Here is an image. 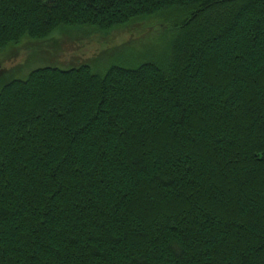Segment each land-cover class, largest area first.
Returning <instances> with one entry per match:
<instances>
[{"label":"trees","instance_id":"1","mask_svg":"<svg viewBox=\"0 0 264 264\" xmlns=\"http://www.w3.org/2000/svg\"><path fill=\"white\" fill-rule=\"evenodd\" d=\"M165 13L135 67L2 83L0 264H264V0H0V50Z\"/></svg>","mask_w":264,"mask_h":264},{"label":"rangeland","instance_id":"2","mask_svg":"<svg viewBox=\"0 0 264 264\" xmlns=\"http://www.w3.org/2000/svg\"><path fill=\"white\" fill-rule=\"evenodd\" d=\"M175 15L165 13L137 20L105 37L84 31L59 32L58 29L47 40L25 38L19 44L0 50V87L7 79L25 77L29 70L39 66H70L73 58L88 60L92 56L91 61L96 64L92 68L98 71L117 62L135 67L150 59L147 56L153 51L168 52L172 33H164V30L171 26L170 19Z\"/></svg>","mask_w":264,"mask_h":264}]
</instances>
